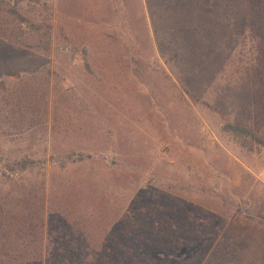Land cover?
Instances as JSON below:
<instances>
[{"label":"rangeland","instance_id":"374dc122","mask_svg":"<svg viewBox=\"0 0 264 264\" xmlns=\"http://www.w3.org/2000/svg\"><path fill=\"white\" fill-rule=\"evenodd\" d=\"M225 4L195 42L173 0H0L5 264H264V0Z\"/></svg>","mask_w":264,"mask_h":264},{"label":"trees","instance_id":"16d2710c","mask_svg":"<svg viewBox=\"0 0 264 264\" xmlns=\"http://www.w3.org/2000/svg\"><path fill=\"white\" fill-rule=\"evenodd\" d=\"M174 3L175 1L177 2V4H182L181 6H183V13H185L186 15L188 16H192L193 13L195 15H199V17H201L202 19V24H204L202 27L200 26V29H198L197 26L195 25H192L193 22L189 23V26H187L186 30L188 31L187 33L189 34V36L193 37V38H196L195 39V42H197V40L199 39L197 37V35H199V33L201 32V29L202 30H205L207 27L206 26V23L207 25L209 23H211V19L209 18H213V16L217 19V22L222 25V26H225L227 28L228 26V22L226 25L223 24L222 22V19L221 17L219 16V12L222 13V11L226 10L227 7H226V4L227 3V0H173ZM236 2V6H237V9L239 10L240 7L245 6L247 8L250 9L251 8H255L257 9V11H260L261 10V7H260V4L259 1L260 0H234ZM190 8V9H189ZM186 9H189V10H186ZM220 13V14H221ZM221 15H224L221 14ZM218 16V17H217ZM208 19V20H207ZM234 22H237V21H234ZM232 23V22H231ZM233 27L235 26L236 23H233ZM238 24V23H237ZM238 25H241L242 26V33L241 35H245L247 33H250L248 32L249 30L246 29V27L244 26L245 25V22L244 20H240L239 21V24ZM197 33V34H195ZM251 37H254L255 35L254 34H250ZM198 42H202V40H199ZM260 48L263 49V46L262 44L259 45ZM264 56V55H262ZM262 69H263V72H259V70L257 71L258 73L256 74L257 76H260V78H264V62L262 63ZM227 127L229 128H234L235 131H238L240 133H247L246 130L240 128V127H237V126H231V125H228ZM6 246V243L3 242L1 239H0V264H5L6 260H5V254H4V248Z\"/></svg>","mask_w":264,"mask_h":264}]
</instances>
